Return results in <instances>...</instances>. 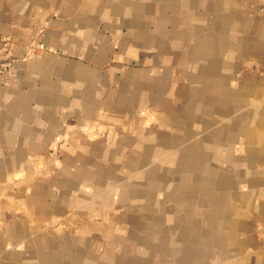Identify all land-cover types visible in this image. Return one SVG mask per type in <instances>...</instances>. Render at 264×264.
Instances as JSON below:
<instances>
[{"label": "crops", "instance_id": "1", "mask_svg": "<svg viewBox=\"0 0 264 264\" xmlns=\"http://www.w3.org/2000/svg\"><path fill=\"white\" fill-rule=\"evenodd\" d=\"M0 264H264V0H0Z\"/></svg>", "mask_w": 264, "mask_h": 264}, {"label": "built area", "instance_id": "2", "mask_svg": "<svg viewBox=\"0 0 264 264\" xmlns=\"http://www.w3.org/2000/svg\"><path fill=\"white\" fill-rule=\"evenodd\" d=\"M11 39L0 35V84L7 73L11 59Z\"/></svg>", "mask_w": 264, "mask_h": 264}]
</instances>
